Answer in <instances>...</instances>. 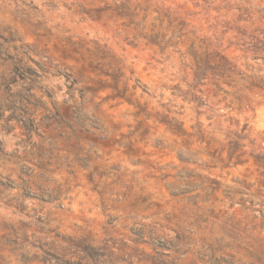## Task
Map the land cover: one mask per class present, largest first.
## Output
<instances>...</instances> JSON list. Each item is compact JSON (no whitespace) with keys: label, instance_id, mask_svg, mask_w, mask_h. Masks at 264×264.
<instances>
[{"label":"rangeland","instance_id":"374dc122","mask_svg":"<svg viewBox=\"0 0 264 264\" xmlns=\"http://www.w3.org/2000/svg\"><path fill=\"white\" fill-rule=\"evenodd\" d=\"M0 264H264V0H0Z\"/></svg>","mask_w":264,"mask_h":264},{"label":"trees","instance_id":"16d2710c","mask_svg":"<svg viewBox=\"0 0 264 264\" xmlns=\"http://www.w3.org/2000/svg\"><path fill=\"white\" fill-rule=\"evenodd\" d=\"M227 60V59H226Z\"/></svg>","mask_w":264,"mask_h":264}]
</instances>
